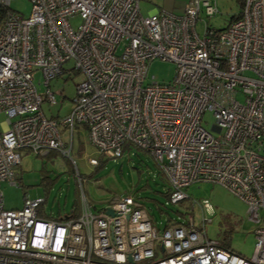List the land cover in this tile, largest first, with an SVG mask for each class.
<instances>
[{"label": "built area", "instance_id": "2783aa9c", "mask_svg": "<svg viewBox=\"0 0 264 264\" xmlns=\"http://www.w3.org/2000/svg\"><path fill=\"white\" fill-rule=\"evenodd\" d=\"M10 1L0 0V182H19L21 150L69 156L82 125L101 155L119 157L131 146L150 154L172 202L187 198L195 182L227 188L246 203L255 243L245 258L208 238L189 214L158 228L128 193L92 212L77 174L76 215H41L40 197L5 208L0 188V264H264V0H244L225 27L205 24L201 34L196 22L202 8L216 11L211 0H189L180 14L145 15L140 0H30L27 17ZM72 16L80 18L75 27ZM157 57L175 64L168 82L147 80ZM65 71L81 74L73 106L46 117L42 102H55L48 82ZM206 110L211 130L201 125Z\"/></svg>", "mask_w": 264, "mask_h": 264}, {"label": "rangeland", "instance_id": "374dc122", "mask_svg": "<svg viewBox=\"0 0 264 264\" xmlns=\"http://www.w3.org/2000/svg\"><path fill=\"white\" fill-rule=\"evenodd\" d=\"M189 0H140L142 14L150 9H165L176 12L185 7ZM214 1V4H213ZM216 11L209 15L202 8L196 22V30L202 33L204 25L221 29L231 20L232 15L239 13L241 7L237 0H211ZM10 7L27 17L31 10L30 0H11ZM75 27L80 23L79 16L69 18ZM72 62L63 64L69 68ZM175 64L170 60L153 58L147 67V80L168 82L174 76ZM245 75H250L246 72ZM80 72L66 71L53 77L48 87L54 93L55 102L43 101L41 110L46 117L62 116L68 113L72 100L76 95V83L80 80ZM33 83L37 92L43 94L45 85L39 71L33 73ZM236 99L243 101L241 93ZM0 113V120L3 119ZM214 121L212 112L202 113L201 125L211 130ZM62 136L68 143V132ZM213 131V130H212ZM215 133V131H213ZM96 158L97 165H91L89 158ZM152 156L141 149L131 146L119 157H107L99 154L91 144L86 129L77 125L73 130V143L69 156L58 151L40 156L20 151V162L15 168L17 184L0 182L5 208H20L25 196L40 197L44 201L40 205L48 216L58 218L69 213L80 196L77 174H80L85 198L92 212L106 206L107 202L121 194H131L150 211L152 223L158 228L165 226L166 220H184L189 214L193 216V224L201 228L206 236L218 240L235 253L250 258L254 251V223L248 219L247 205L238 196L224 186L212 182H195L185 188L187 198L172 202L164 193L168 184L158 173ZM206 200L208 210L201 209L195 202ZM160 208V209H159Z\"/></svg>", "mask_w": 264, "mask_h": 264}, {"label": "trees", "instance_id": "16d2710c", "mask_svg": "<svg viewBox=\"0 0 264 264\" xmlns=\"http://www.w3.org/2000/svg\"><path fill=\"white\" fill-rule=\"evenodd\" d=\"M243 1L244 0H237V2H238V4L240 5V7H242V4H243ZM237 16V14L236 15H232V17H231V19H233V18H235ZM206 26L207 27H209L208 25H207V23H206ZM212 28V27H211ZM213 29H215V28H213ZM145 152V151H144ZM51 153V152H50ZM49 153V154H50ZM147 153V152H146ZM48 154V155H49ZM155 163V162H154ZM155 165H157L156 163H155ZM158 166V165H157ZM158 168V173L160 174V176H161V178H164L165 180H166V178H165V176H164V174H163V172L160 170V168L159 167H157ZM166 182H167V180H166ZM168 184V183H167ZM166 196H168L169 197V186H168V188H167V190H166V192L164 193ZM169 199V198H168ZM143 204V203H142ZM79 209H80V201H79V197H78V194H77V198H76V201H75V205L73 206V208H72V210L70 211V212H72V213H74L75 215L76 214H78V212H79ZM160 209V208H159ZM148 210V209H147ZM41 212V215L43 214L44 215V213L42 212V210H40ZM148 212H149V214H150V211L148 210ZM47 215V214H46ZM48 216V215H47ZM182 220H178V219H171V218H169V219H167L166 220V223H165V226L166 225H168V224H170V223H173V222H176V223H178V222H181ZM221 244V243H220ZM222 245V244H221ZM224 246V245H223ZM228 248V247H227Z\"/></svg>", "mask_w": 264, "mask_h": 264}, {"label": "crops", "instance_id": "0c3cea01", "mask_svg": "<svg viewBox=\"0 0 264 264\" xmlns=\"http://www.w3.org/2000/svg\"><path fill=\"white\" fill-rule=\"evenodd\" d=\"M186 4H187V3H186ZM186 4H185V5H186ZM155 9H156V8H152V9H150L148 13L153 12ZM182 11H183V8L180 9V10H177L176 12H173V13L180 14ZM169 12H171V11H169ZM148 13H147V14H148ZM79 126L83 127L82 125H77V127H79ZM83 129H85V128L83 127Z\"/></svg>", "mask_w": 264, "mask_h": 264}, {"label": "water", "instance_id": "95a60500", "mask_svg": "<svg viewBox=\"0 0 264 264\" xmlns=\"http://www.w3.org/2000/svg\"><path fill=\"white\" fill-rule=\"evenodd\" d=\"M106 211L109 213V214H113L112 210L110 208H107Z\"/></svg>", "mask_w": 264, "mask_h": 264}, {"label": "clouds", "instance_id": "9594fccd", "mask_svg": "<svg viewBox=\"0 0 264 264\" xmlns=\"http://www.w3.org/2000/svg\"><path fill=\"white\" fill-rule=\"evenodd\" d=\"M80 175V174H79Z\"/></svg>", "mask_w": 264, "mask_h": 264}]
</instances>
